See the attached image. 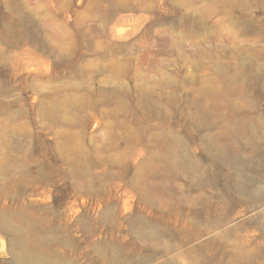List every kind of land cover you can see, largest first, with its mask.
I'll return each mask as SVG.
<instances>
[{
	"label": "rangeland",
	"instance_id": "1",
	"mask_svg": "<svg viewBox=\"0 0 264 264\" xmlns=\"http://www.w3.org/2000/svg\"><path fill=\"white\" fill-rule=\"evenodd\" d=\"M262 201L264 0H0V264H264Z\"/></svg>",
	"mask_w": 264,
	"mask_h": 264
},
{
	"label": "bare ground",
	"instance_id": "2",
	"mask_svg": "<svg viewBox=\"0 0 264 264\" xmlns=\"http://www.w3.org/2000/svg\"><path fill=\"white\" fill-rule=\"evenodd\" d=\"M209 116H210V112L207 111V110H203V111L201 112V114H200V117H202V119H204V120L208 119ZM252 145H254L253 142H252ZM151 170H152V167H151V166H149V165L144 166V168L139 172L140 177H141L143 180H146L147 175H148V173H149ZM147 187H148V186H147L146 184H144L143 189H147ZM262 204H264V201H262ZM3 218H4V216H3V215H0V219H3ZM18 246H19L18 242H17L16 240H12V243H11V249H12V251H13L15 254H18V251H19ZM21 257H24V259H29V260L32 261V259H31V257H30L29 255L23 254Z\"/></svg>",
	"mask_w": 264,
	"mask_h": 264
}]
</instances>
